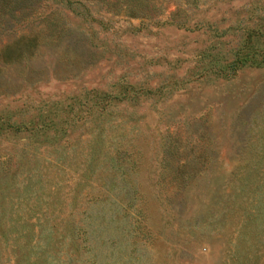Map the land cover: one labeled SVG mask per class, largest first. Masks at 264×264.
Returning a JSON list of instances; mask_svg holds the SVG:
<instances>
[{"label": "rangeland", "instance_id": "374dc122", "mask_svg": "<svg viewBox=\"0 0 264 264\" xmlns=\"http://www.w3.org/2000/svg\"><path fill=\"white\" fill-rule=\"evenodd\" d=\"M150 2L0 0V264H264V0Z\"/></svg>", "mask_w": 264, "mask_h": 264}, {"label": "trees", "instance_id": "16d2710c", "mask_svg": "<svg viewBox=\"0 0 264 264\" xmlns=\"http://www.w3.org/2000/svg\"><path fill=\"white\" fill-rule=\"evenodd\" d=\"M200 0H184L186 4H194L197 5V3ZM152 4L151 6H154V2H150V0H123V11L128 14V15H133V16H151V12H149V5ZM151 9V8H150ZM184 14L182 18L177 19V22L182 23L187 19V9L182 8ZM183 19V20H182ZM11 51V49H10ZM5 55L6 53H9V51L6 49L4 51Z\"/></svg>", "mask_w": 264, "mask_h": 264}]
</instances>
